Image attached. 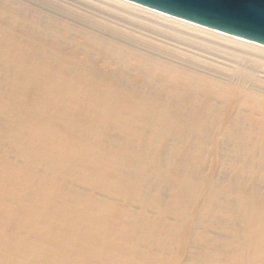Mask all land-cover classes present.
I'll return each instance as SVG.
<instances>
[{
  "label": "bare ground",
  "instance_id": "bare-ground-1",
  "mask_svg": "<svg viewBox=\"0 0 264 264\" xmlns=\"http://www.w3.org/2000/svg\"><path fill=\"white\" fill-rule=\"evenodd\" d=\"M0 264H264V45L0 0Z\"/></svg>",
  "mask_w": 264,
  "mask_h": 264
},
{
  "label": "water",
  "instance_id": "water-1",
  "mask_svg": "<svg viewBox=\"0 0 264 264\" xmlns=\"http://www.w3.org/2000/svg\"><path fill=\"white\" fill-rule=\"evenodd\" d=\"M264 45V0H129Z\"/></svg>",
  "mask_w": 264,
  "mask_h": 264
}]
</instances>
